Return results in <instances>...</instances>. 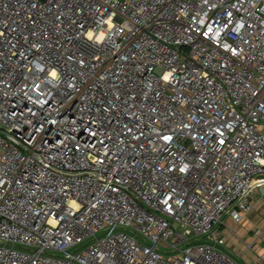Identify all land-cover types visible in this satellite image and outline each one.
<instances>
[{
	"label": "built area",
	"instance_id": "2783aa9c",
	"mask_svg": "<svg viewBox=\"0 0 264 264\" xmlns=\"http://www.w3.org/2000/svg\"><path fill=\"white\" fill-rule=\"evenodd\" d=\"M263 188L264 0H0V264H238Z\"/></svg>",
	"mask_w": 264,
	"mask_h": 264
},
{
	"label": "rangeland",
	"instance_id": "374dc122",
	"mask_svg": "<svg viewBox=\"0 0 264 264\" xmlns=\"http://www.w3.org/2000/svg\"><path fill=\"white\" fill-rule=\"evenodd\" d=\"M255 195L257 194L253 196ZM256 205L254 202L252 210L239 223L233 222L226 214L221 217L222 226L218 232L224 236L228 245L235 247L239 255L243 254L237 259L238 264H253L259 256L263 255L261 252L264 250V231L262 230L264 228V206ZM215 228H217L216 225Z\"/></svg>",
	"mask_w": 264,
	"mask_h": 264
},
{
	"label": "crops",
	"instance_id": "0c3cea01",
	"mask_svg": "<svg viewBox=\"0 0 264 264\" xmlns=\"http://www.w3.org/2000/svg\"><path fill=\"white\" fill-rule=\"evenodd\" d=\"M257 195H255V197L253 196L252 200H251V203L254 204H257L256 206H264V198L260 195V193H256ZM228 216V215H227ZM229 217V216H228ZM246 217V216H245ZM245 217L243 219H245ZM230 218V217H229ZM231 219V218H230ZM250 230V229H249ZM248 230V231H249ZM264 231V228L262 229ZM261 233V231L259 232ZM226 250L229 254H231L236 260L240 257L243 256L242 253H240L239 255V252L236 251L235 247L232 246V245H228V243H226ZM262 254H264V250L261 252ZM262 257L259 256L257 259H256V262L253 263V264H264V262L260 259Z\"/></svg>",
	"mask_w": 264,
	"mask_h": 264
},
{
	"label": "water",
	"instance_id": "95a60500",
	"mask_svg": "<svg viewBox=\"0 0 264 264\" xmlns=\"http://www.w3.org/2000/svg\"><path fill=\"white\" fill-rule=\"evenodd\" d=\"M260 194L264 197V188L259 191Z\"/></svg>",
	"mask_w": 264,
	"mask_h": 264
}]
</instances>
